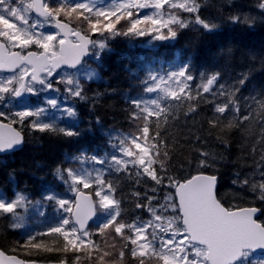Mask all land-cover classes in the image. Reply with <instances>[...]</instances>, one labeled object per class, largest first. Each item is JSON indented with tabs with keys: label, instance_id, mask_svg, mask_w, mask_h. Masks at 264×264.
<instances>
[{
	"label": "snow or ice",
	"instance_id": "6c2138e0",
	"mask_svg": "<svg viewBox=\"0 0 264 264\" xmlns=\"http://www.w3.org/2000/svg\"><path fill=\"white\" fill-rule=\"evenodd\" d=\"M208 5L209 0H0V154L21 148L26 131L79 139L84 129L62 121L79 118L77 101L95 108L103 93L87 95L86 84L98 78L87 62L99 65L117 38L148 37L155 47L177 41L185 30L213 34L224 23H264V0L226 19L205 15ZM82 67L87 71L81 73ZM248 79L247 72L231 83L221 82L219 71L197 74L191 57L149 68L141 93L126 99L135 131L106 132L103 155L83 149L66 157L52 172L64 191L49 189L35 202L26 189L11 196L0 192V218H10L12 229L25 226L30 207L51 206L55 213L44 231L29 233L10 250L0 248V264H37L33 254H56L57 264H264V256L255 258L264 250V89L243 96ZM26 96H43V102L29 105ZM203 108L210 110L208 135L222 144L236 132L244 139L241 158H251V170L235 172L232 185L258 194L244 206L220 196L222 155L196 148L195 159L175 161L184 145L174 129ZM50 110L59 115L50 119ZM200 140L197 135L195 142ZM9 180H15L13 172ZM100 216L93 228L90 222Z\"/></svg>",
	"mask_w": 264,
	"mask_h": 264
},
{
	"label": "trees",
	"instance_id": "16d2710c",
	"mask_svg": "<svg viewBox=\"0 0 264 264\" xmlns=\"http://www.w3.org/2000/svg\"><path fill=\"white\" fill-rule=\"evenodd\" d=\"M214 9L217 12L221 7L216 5ZM148 40V37L134 40L117 38L111 42L112 50L102 57L101 63L97 65L93 62L92 66L98 70L100 77L86 84L87 95L91 97L99 92L103 93L102 97L94 101L95 108L92 110L90 107L93 102L77 101L79 122L62 123L84 129L79 139L26 131V143L22 149L0 156V187L8 196L15 189H26L31 197L40 198L46 189L58 185L52 172L66 157L77 155L83 149L89 152L94 150L103 155L108 145L106 132H134L128 121L131 107L126 99L141 93L140 80L149 68H166L170 62L181 63L191 57L196 73L219 71L222 75L221 82L226 80L231 83L240 73H249V79L241 89L243 96H248L254 90L264 89V23H257L251 28L228 27L213 34L185 30L177 41L156 42L155 47ZM209 116L210 110L203 108L194 118L187 121L181 118L174 131L180 133V143L184 147L175 161L178 162L184 157L195 159L196 153L193 149L196 148L222 155L224 159L217 165L220 196L226 203L244 206L258 195L248 190L241 191L232 185L235 172L251 170L248 167L252 164L251 158H241L247 150L242 149L244 139L241 133L236 132L225 138L227 144H222L215 134L208 135L206 120ZM97 118L100 120L99 124L96 123ZM89 128L91 131H88ZM197 135L201 137L199 143L195 142ZM248 143L250 145L251 141ZM188 171L194 174V169ZM10 172L15 175L14 181L9 180ZM11 223L10 218H0V246L5 250L12 249L17 242L22 243L28 235L25 234V229L9 227ZM31 258L42 264H57L58 261L56 254H33Z\"/></svg>",
	"mask_w": 264,
	"mask_h": 264
},
{
	"label": "rangeland",
	"instance_id": "374dc122",
	"mask_svg": "<svg viewBox=\"0 0 264 264\" xmlns=\"http://www.w3.org/2000/svg\"><path fill=\"white\" fill-rule=\"evenodd\" d=\"M253 2V0H232V4L231 5H228L226 3V0H209V5L208 7L205 9V15H210V16H214V17H221V18H224L225 19L227 18V16L229 14H234L236 12H241V13H248L249 11H251V9L248 7L251 3ZM216 3V4H214ZM224 5L223 8H221L220 11H215L214 7L216 5ZM218 13V15L216 14ZM253 15H256V12L253 11L252 12ZM234 26H242V25H231V24H227V23H224L222 24L221 28L220 29H226L228 27H234ZM219 29V30H220ZM48 30H51L50 28ZM108 53L106 52L103 56L107 55ZM93 61L92 60H89L87 62V66L88 67H91L92 69H95L93 66ZM96 72L98 73V78L100 77V74L98 72L97 69H95ZM159 70V69H157ZM81 73H84L87 71V67H82L80 69ZM2 74L4 75H7V73L5 72H2ZM198 74V73H197ZM97 78V79H98ZM51 95H55L54 93L51 94ZM25 102L29 105H32V104H36V103H42L43 102V96L37 98V97H30V96H26L24 98ZM49 118L50 119H54L56 118L59 113L56 111V110H50L49 111ZM66 123V122H79L78 119L77 120H69V119H64L62 121V123ZM66 126H69L66 124ZM57 184L55 188L57 191H64V187L59 185L58 181H57ZM18 190V189H15V191ZM48 189H46L44 192H46ZM0 192H4L3 189L0 187ZM43 192V193H44ZM5 193V192H4ZM72 197V194L71 193H67L66 194V198H71ZM31 200L33 202L39 200L40 198H33L31 197ZM22 211V214H23V210ZM40 211H46V217L45 216H41L39 215V212ZM25 215V226L22 228V229H25L26 232H32L34 230H39V231H44L45 230V227L48 225V224H51L53 223L54 219H55V213L52 209L51 206H47V208H40L38 205L35 206V207H30L27 211ZM103 219L102 216H100L98 219L94 220L92 222V226L95 227V224L99 222V220ZM25 234H29V233H26ZM264 256V253H258L256 252L255 253V258H260Z\"/></svg>",
	"mask_w": 264,
	"mask_h": 264
},
{
	"label": "water",
	"instance_id": "95a60500",
	"mask_svg": "<svg viewBox=\"0 0 264 264\" xmlns=\"http://www.w3.org/2000/svg\"><path fill=\"white\" fill-rule=\"evenodd\" d=\"M25 144V143H24ZM24 146V145H23ZM23 146L21 147V148H18V149H16V150H14V151H11V152H16V151H18V150H20V149H22L23 148ZM8 153H10V152H6V153H3V154H0V156L1 155H5V154H8ZM90 223H92V222H90ZM1 248V247H0ZM257 251H259V252H264V250H257ZM38 264V263H37Z\"/></svg>",
	"mask_w": 264,
	"mask_h": 264
}]
</instances>
